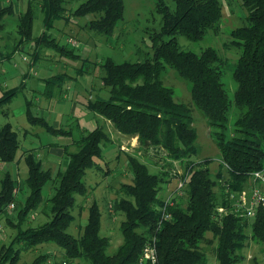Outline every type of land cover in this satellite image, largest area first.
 I'll list each match as a JSON object with an SVG mask.
<instances>
[{
    "label": "trees",
    "instance_id": "16d2710c",
    "mask_svg": "<svg viewBox=\"0 0 264 264\" xmlns=\"http://www.w3.org/2000/svg\"><path fill=\"white\" fill-rule=\"evenodd\" d=\"M68 1L30 0L26 12L20 15V40L8 58L14 59L21 45L36 39L33 28L37 8L43 14L44 34L54 27L55 21L69 19ZM174 4L171 7L159 0L162 26L159 32L151 35L153 57L121 63L112 58L105 59L101 64L102 82L103 88H108L109 96L86 103L90 111L109 121L121 134L138 137L142 150L164 154L166 167H159L158 173H151L139 155H128L126 166L132 181L121 185L123 197L111 208L115 214L125 215L121 223L122 245L114 255L107 253L110 239L101 234V212L96 202L88 207L87 223L80 236L75 237L68 231L75 219L72 210L77 195L88 193L84 180L87 171L97 167L96 161L103 158L104 148L113 143L110 133L99 125L75 142L76 152L69 154L67 167L56 176L44 167L33 151L25 152L28 176L23 189L10 172L2 174L0 218L5 216L10 224L8 209L15 203L18 205V224L14 241L0 257V264H14L19 252L15 246L32 249L44 244L62 248L68 261L140 264L146 260L145 249L152 244V236L156 238L158 264H212L201 246L207 241L208 233L217 241L218 264H236L239 261L236 251L242 246L244 228L250 223L254 236L264 244V207L258 210L254 219L218 212L220 206H229L226 188L241 191L252 173L264 168V0H241L242 8L247 12L246 19L230 33L229 47L239 52L233 73L237 84L233 100L222 81L221 68L227 59L222 58L214 47L196 53L182 49L178 42L179 36L196 42L209 33L218 32L223 20L222 3L219 0H174ZM124 12V0H86L72 15L82 17L102 13L99 19L90 21V28L97 34L112 36ZM13 13L11 4L0 5V21L3 16ZM45 37L42 35L38 42H46ZM167 66L191 84L192 105L175 102L174 89L162 80ZM57 81L48 80L54 84ZM23 87L22 83L5 90L0 96V109ZM194 107L206 118L220 150L222 169L215 178L208 167L209 161L193 160L198 154ZM233 109L237 117L228 138L226 131ZM27 117L51 134L68 133L33 116L30 108ZM19 147L17 132L10 123L5 124L0 129V166L13 162ZM178 168L186 172L184 191L173 198L174 204L169 207L171 219L160 223L165 204L159 197L161 185L169 175L177 177L174 172ZM46 187H49L47 196L43 193ZM37 213L46 216V221L33 226ZM140 226L150 235L140 232ZM48 256L40 254L31 264H54L56 255L52 257V263ZM68 261L62 264H69Z\"/></svg>",
    "mask_w": 264,
    "mask_h": 264
},
{
    "label": "rangeland",
    "instance_id": "374dc122",
    "mask_svg": "<svg viewBox=\"0 0 264 264\" xmlns=\"http://www.w3.org/2000/svg\"><path fill=\"white\" fill-rule=\"evenodd\" d=\"M85 1L69 0L67 3L69 19L55 21V28L44 34L42 33L46 27L44 28L40 19L42 13L40 8L35 10L33 38L36 39L21 45L17 53L27 58L28 63H25L29 66L27 73V70L15 58L8 59L7 55L13 51L20 40L18 28L20 13L25 12L23 9L28 0H0V5L11 4L14 13L16 12L3 16L0 21V96L6 89L18 86L22 81L20 75L27 73V87L0 109V129L5 124L10 123L19 136L20 147L9 171L13 174L20 188L24 186L23 180L26 178L28 170L25 155H22L25 151L33 148L38 156L42 158L50 156L51 159L55 157L50 152L51 148L58 151L62 150L64 157L61 160L63 161V168H65L69 154L77 150L75 142L92 130L90 117L93 114L87 110L86 103L88 100L95 101L109 95L108 88H103L100 79L104 75L101 64L105 59L112 58L121 63L125 60H144L153 57L154 44L151 35L159 32L162 26V15L158 10L159 0H124V17L118 23L112 36L97 34L90 28V21L99 19L102 13H92L82 17L72 15L73 11ZM219 1L223 6V20L219 31L209 33L203 40L196 42L179 36L178 42L182 49L196 53H200L207 47H214L222 58L227 59L221 68L222 81L230 99L233 100L237 89V84L233 78L234 65L239 57V52L229 47L230 33L233 29L244 24L247 12L242 8L241 0ZM164 2L171 7L175 5L174 0H164ZM42 35H46L44 38L46 42H38ZM63 48L73 52L65 51ZM49 79L55 80V82L61 81L54 84L48 82ZM162 80L166 86L174 89L175 102L192 105L191 84L180 78L175 69L167 66L162 74ZM66 94L70 95V99H64ZM73 96L75 106L72 105ZM27 107L30 108L33 116L44 117L51 124H54V120L59 118V122L67 130H70V133L68 135L47 133L41 125L33 124L28 120ZM192 114L194 127L198 134L196 142L198 154L193 157V160L195 162L209 161L208 167L212 177L215 178L218 171L222 169V166L220 167V150L201 111L194 107ZM236 117L237 112L233 109L226 131L228 138L232 135V127ZM98 125L104 126V121L101 120ZM104 128L108 131L106 126ZM124 149H129L128 152L132 155L138 154L139 157L147 159L151 173H158L160 172L159 167H166L163 152L145 151L135 146L131 149L130 144L128 149L127 145H124ZM119 151L121 150L114 145L105 147L103 158L96 161L97 169L92 168L87 171L84 180L88 193L85 196L77 195L76 205L72 210L75 219L68 230L73 236L79 237L87 223L88 207L91 203L96 202L101 212V234L110 239V246L107 249L109 255H114L124 241L121 223L125 220L124 214L120 212L115 214L111 208L117 200L123 197L120 192L121 185L132 181L126 166L127 156L122 157L123 154H120ZM49 163L47 162L46 165ZM48 167L55 169L56 164L51 162L46 169ZM6 169L1 164L0 179ZM185 173V169L182 170L181 168L174 172L179 180L185 176ZM177 177L169 175L166 178L159 193L161 199L170 197L172 191L176 189ZM43 193L47 196L49 187H46ZM8 210H10L8 216L11 214L10 224L7 223L5 216L0 218V257L5 250L10 249L17 234L18 205L14 203V207ZM35 217V220L32 221L33 226H38L46 221V216L42 214L37 213ZM138 230L147 236L150 235L144 227L140 226ZM244 235L245 240L236 251V255L239 257L236 264H264V244L254 236L251 223L244 228ZM207 237L209 240L204 241L201 246L207 252L212 264H218L216 260L217 241L213 239L210 233L207 234ZM15 247L19 252L14 264H31L40 254H48L49 261L56 255L53 258L54 264H62L64 261H68L64 255V250L55 244H44L32 249H26L21 245ZM50 262L52 263V260ZM68 263L86 264L81 260H69Z\"/></svg>",
    "mask_w": 264,
    "mask_h": 264
},
{
    "label": "built area",
    "instance_id": "2783aa9c",
    "mask_svg": "<svg viewBox=\"0 0 264 264\" xmlns=\"http://www.w3.org/2000/svg\"><path fill=\"white\" fill-rule=\"evenodd\" d=\"M178 179V178H177ZM186 183V178L178 179V183L175 192L167 200L161 210V220L160 223L164 221H169L172 217L169 212V207L173 206V198L176 196H181L184 191ZM247 187L241 191L231 190L226 188V199L229 202L228 207L220 206L218 212L220 215L233 213L235 215H240L247 217L249 219H254L258 210L264 207V168L252 173L250 179L247 182ZM225 186H227L225 184ZM14 203L10 205L9 208H13ZM152 244L145 249L146 260L142 261L140 264H158L157 251L155 247L156 238L151 237Z\"/></svg>",
    "mask_w": 264,
    "mask_h": 264
},
{
    "label": "crops",
    "instance_id": "0c3cea01",
    "mask_svg": "<svg viewBox=\"0 0 264 264\" xmlns=\"http://www.w3.org/2000/svg\"><path fill=\"white\" fill-rule=\"evenodd\" d=\"M29 1L30 0H28V2L26 3V7L23 9L22 7H21V9H23V11L25 10V12H26V10H27V8H28V3H29ZM17 11H19V10H17ZM25 12H23V13H25ZM16 13V12H15ZM14 13V14H15ZM22 13H20V15H21ZM42 16H43V14H42ZM41 16V20H42V23H43V26H44V28H45V24H44V22H43V17ZM56 23V22H55ZM53 28H55V24H54V27ZM52 28V29H53ZM44 32V31H43ZM43 34V33H42ZM10 54V53H9ZM9 54L7 55V58H8V56H9ZM21 56V55H20ZM9 59V58H8ZM21 59H22V61H24V64L26 63H28V60H27V58H25V56H21ZM0 60H1V57H0ZM25 64V65H26ZM27 66V65H26ZM20 77H21V79H22V81L20 82V84L18 85V86H20L22 83L24 84V87H23V89L22 90H24L26 87H27V82H26V79H27V75L25 74V75H23V74H21L20 75ZM101 82H102V76H101ZM61 80H58L57 81V83H59ZM102 84H103V82H102ZM18 86H15V87H18ZM103 87H104V85H103ZM12 88H14V87H12ZM8 89H11V88H8ZM8 89H6V90H8ZM53 90V89H52ZM20 92V91H19ZM18 92V93H19ZM52 93H53V91L51 92V95H52ZM108 94H109V92H108ZM62 95H63V93H62ZM60 96V95H59ZM109 96V95H108ZM106 98H108V97H106ZM64 99H70V95L68 94H66V97H64ZM59 101H61V100H59ZM62 102V101H61ZM75 98H74V96H73V98H72V105L73 106H75ZM58 103V102H57ZM59 104V103H58ZM62 104V103H61ZM85 106V105H84ZM86 108V107H85ZM73 109H74V107H73ZM27 110H28V107H27ZM27 110H26V114H27ZM87 110L90 112V113H92L93 115H91V117H90V121H91V123H90V127H92L91 129L93 130L94 128H96L97 126H99L98 125V123H100V121L102 120V121H104V126L103 127H107L108 128V132L110 133V135H111V137H112V140H113V143L112 144H110V145H114L115 147H117V148H119L121 151H119V153L120 154H123V155H121L122 157L123 156H127V161H128V155H132L131 153H129L128 151H129V149H128V145L130 144V146H131V149H132V147L133 146H135V147H140V144H139V141H138V137H135V136H130V135H125V134H121L120 132H118L114 127H113V125L109 122V121H107L106 119H104L103 117H100L99 115H97V114H95V113H93L92 111H90L88 108H87ZM57 117V116H56ZM40 118H43V119H45V121L49 124V125H51V126H53L54 128H63V129H65L66 131H68V133L67 134H64V135H68L69 133H70V130H67L66 129V127H63L62 126V124L59 122V118H58V120H54V124H51L48 120H46V118H44V117H40ZM44 128V127H43ZM45 129V128H44ZM45 131L47 132V133H49L46 129H45ZM91 131V130H90ZM56 135H59V134H56ZM109 145V146H110ZM124 145H127V149L128 150H125L124 149ZM32 149V150H31ZM27 151H33V153L36 155V157L40 160V161H42V163H43V165H44V167L46 166H50V163L52 162V163H54V164H56V168L54 169V168H52V167H48L47 169H50L51 171H52V175L53 176H56L57 175V173L59 172V171H61V170H63V169H65L66 167H67V164H68V161H67V164H66V167L65 168H63V161L61 160V158H63L64 156H62L63 155V151L62 150H60V151H58L57 149H52L51 148V153H52V155H53V157L54 158H51L50 159V156L48 157V158H46V156H44L43 158L41 157V156H38V154H37V152H35L34 150H33V148H30V150H27ZM27 151H25V152H27ZM25 152H24V154H22V155H25ZM136 155H138V154H135V155H133V156H136ZM140 158V160L142 161V162H144V163H146L147 165H149V163H148V160L147 159H143V158H141V157H139ZM69 160V159H68ZM15 161V160H14ZM13 161V162H14ZM20 161H21V159H20ZM19 161V162H20ZM124 161H125V159H124ZM47 162H50L49 164H47L46 165V163ZM12 162H8V163H3L2 164V166H3V168H7L3 173H5V172H10L9 171V169L11 168V164ZM26 163V162H25ZM5 164H7V165H5ZM9 164V165H8ZM9 166V167H8ZM27 166V165H26ZM45 167V168H46ZM54 167V166H53ZM58 167V168H57ZM149 167V166H148ZM96 169H97V167H95ZM149 169V168H148ZM183 170V169H182ZM10 174L12 175V177H13V174L10 172ZM27 176H28V170H27ZM27 176H25L26 178H27ZM24 177V178H25ZM14 178V177H13ZM26 178L23 180L24 182H25V180H26ZM15 179V178H14ZM16 181V180H15ZM23 187L24 186H21V189H23ZM175 192V189H174V191H172V194ZM171 194V195H172ZM170 195V196H171ZM169 197H167V198H162L163 200H167Z\"/></svg>",
    "mask_w": 264,
    "mask_h": 264
},
{
    "label": "water",
    "instance_id": "95a60500",
    "mask_svg": "<svg viewBox=\"0 0 264 264\" xmlns=\"http://www.w3.org/2000/svg\"><path fill=\"white\" fill-rule=\"evenodd\" d=\"M15 59L23 68H25L27 70V66L24 64V62L22 61V59H21L19 54L15 55Z\"/></svg>",
    "mask_w": 264,
    "mask_h": 264
}]
</instances>
